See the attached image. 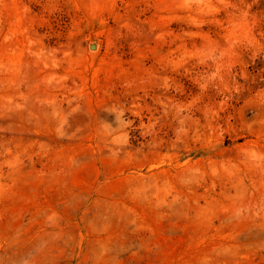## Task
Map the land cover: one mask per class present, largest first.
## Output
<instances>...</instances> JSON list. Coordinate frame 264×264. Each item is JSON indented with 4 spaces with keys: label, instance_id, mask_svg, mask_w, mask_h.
Returning a JSON list of instances; mask_svg holds the SVG:
<instances>
[{
    "label": "rangeland",
    "instance_id": "1",
    "mask_svg": "<svg viewBox=\"0 0 264 264\" xmlns=\"http://www.w3.org/2000/svg\"><path fill=\"white\" fill-rule=\"evenodd\" d=\"M0 264H264V0H0Z\"/></svg>",
    "mask_w": 264,
    "mask_h": 264
}]
</instances>
